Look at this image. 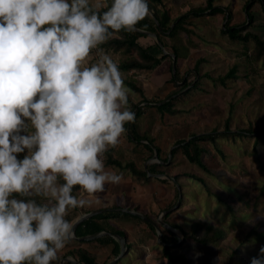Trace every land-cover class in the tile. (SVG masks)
Returning <instances> with one entry per match:
<instances>
[{
    "label": "clouds",
    "instance_id": "clouds-1",
    "mask_svg": "<svg viewBox=\"0 0 264 264\" xmlns=\"http://www.w3.org/2000/svg\"><path fill=\"white\" fill-rule=\"evenodd\" d=\"M148 15L147 0H0V264H52L74 236L69 210L91 203L74 188L122 180L102 157L135 113L99 46Z\"/></svg>",
    "mask_w": 264,
    "mask_h": 264
},
{
    "label": "rangeland",
    "instance_id": "rangeland-1",
    "mask_svg": "<svg viewBox=\"0 0 264 264\" xmlns=\"http://www.w3.org/2000/svg\"><path fill=\"white\" fill-rule=\"evenodd\" d=\"M246 1L218 0L215 4L227 7L232 15L231 24H236L242 23L245 18ZM252 9L255 14L253 24L246 23L243 26L264 36V6L257 1ZM226 20L224 13L214 24L207 25V19H198L192 25L193 33L189 35L191 37L196 33L193 27L197 33L200 31V34L193 37L196 40L195 46H199L192 49L187 68L179 71L180 75L189 74L192 83L173 94L178 112H160L156 104L160 100L164 101L168 95L163 94L162 90H156L152 92L153 97H145L152 105L141 103L144 112L142 111L137 120L142 131L140 132L159 143L161 158L169 154L168 162L162 166L167 170L164 175L182 174L178 179H170L180 187L181 195L178 198L176 196V203H172V210L167 212L171 213L169 220L178 223L185 230H189L195 221H200L221 227L225 231V237L221 241L206 246L191 238L185 240L179 228L170 224L164 225L178 236L179 241L173 247L187 255L188 264H251V259L258 256L260 248L264 247V240L256 237L245 240L250 229L264 231V135L257 138V133L252 132L243 136H221L216 140L217 144L207 140L197 141V145L204 149L203 159L209 170L191 162L181 152L172 155V150L180 139L188 141L194 133L223 131L228 117L232 130L264 125V62L250 57L254 46L252 41L234 42L229 35L222 32ZM99 52V49L92 51L91 56L94 58L91 62L99 57ZM202 55L205 60L200 63L197 75L195 63ZM234 64L238 65L239 75L236 79H228L226 84L214 82L205 76L206 73L223 74ZM179 77L181 79L182 76ZM197 78H200V82L196 86ZM127 88L130 90V97L133 89ZM128 106L130 109L129 104ZM124 127L126 131L117 144L123 149L121 154L127 155L134 150V140L127 124ZM26 154L27 150L18 154V159H23ZM154 161L158 162V159L155 158ZM108 169L107 172L121 174L116 167L111 166ZM184 172L202 176L211 193L202 182L184 175ZM116 190V184H106L105 190L99 196L101 201H115L119 198ZM124 193L122 196H125ZM164 211L153 213V216L139 212L148 215L161 226V220L167 214ZM72 216L74 212L69 211L66 219H73ZM149 232L151 233L150 229ZM148 242L138 249L131 250L129 247L117 264H178L171 263L163 256V242L159 241L157 234H151ZM59 256H63L62 250L58 252L57 257Z\"/></svg>",
    "mask_w": 264,
    "mask_h": 264
},
{
    "label": "trees",
    "instance_id": "trees-1",
    "mask_svg": "<svg viewBox=\"0 0 264 264\" xmlns=\"http://www.w3.org/2000/svg\"><path fill=\"white\" fill-rule=\"evenodd\" d=\"M105 1L107 2V6L110 7L112 0H105ZM215 1L216 0H206V2L202 5L191 7L187 13L182 14L178 17H173L172 10L169 7L166 0H147L149 5V11H151L152 13L149 12V15L146 16L136 25L134 31L121 30V32L117 33L118 35L112 36L101 46L106 47L108 49L112 48L115 51L121 50L126 54L135 51L134 56L127 57L122 61H120V63L118 64L119 68L126 70L131 68H137L140 70H149L154 68L157 64H159L165 57L171 56L170 53L164 52L163 48L167 47L164 41V36L166 35L173 36L178 32L192 34L193 33L192 25L194 24V19L197 16H200L205 12H207V14L210 15L223 12L226 14L227 20L222 28V32L229 35L232 41L234 42L244 41L248 43L252 41L254 43V46L250 53V57L253 60H262L264 62V36L254 29H251L249 27L245 28L243 26L246 23H249L250 25L253 24L255 14L252 9V6L257 1L262 3L264 6V0H247L245 3V10H246L245 18L242 21V23H236V24H231L232 15L227 9V7L215 5ZM105 10L106 8H101L99 11L102 14L103 11ZM174 22L175 25L172 27V24ZM144 29L151 30L153 33L156 34L158 41L155 42V46L160 48L161 51L160 56L152 52V47L150 45L149 47L148 46L145 47L139 42V38L145 34L143 32ZM159 42L162 45V47L160 46ZM172 50L177 56L176 50L174 48ZM204 60L205 57H199L196 60L194 69L197 75L199 74L200 63ZM237 67L238 65L234 64L232 67H230V69L227 72L223 74L211 75L210 73H206L205 76L210 77L214 82H219L220 84H226L228 79L231 78L236 79L238 77L239 74L237 73ZM178 75H179L178 70L176 69L175 73L173 74V79L177 89H175L171 93V95L167 97L164 101L160 100L156 104V107L160 112H164V111H170L171 113L178 112V109L175 107V103H174L175 98L172 95L192 83L189 74L185 78L182 76L181 79L178 77ZM200 78L199 79L197 78V83L195 84L196 86L199 84ZM177 81H181V83H178ZM128 85L136 89L137 91H140L141 93L143 92L142 88L137 86L134 82H129ZM142 101H146L147 103H149V105L153 104L150 103V100L145 98V96L143 97ZM134 108H135L134 122L126 123L127 126L129 127L131 136L133 140H135L139 144L143 143L142 141L143 139H147L148 143L146 144V146L151 150L152 155H154L155 153L158 154V158L161 159V162H156L153 165H148L145 168H140L132 160L122 162L120 159L112 158L111 156L107 155L105 164L106 165L112 164L119 167L128 168L132 172V174H134L139 180L148 181L151 178L149 174H154V173L165 174L167 172V170L165 168H162V166L164 165L165 162H168L169 154H167V157L161 158L160 155L161 148L159 146H156L154 144V140L152 138H149L147 134L141 133L138 130L136 124V118L141 114L142 108L137 103H133L132 109ZM252 132L257 133V138H259L261 135H264V125L257 128H252L251 126H249L238 130H232L230 128V117H228L226 119L225 128L223 131H218V132L212 131L201 134L194 133L193 136L188 141L186 139H180L179 141H177L176 146L173 148L172 155L181 152L191 162L196 163L199 167L205 170H209L206 162L203 159L204 149L197 145V141L207 140L209 142H213L217 144L216 140L221 136H228V137L243 136ZM218 149L219 151H222L220 147H218ZM183 174L189 175L202 182L206 186L207 190L211 193L210 188L207 186L206 180L202 176L187 172H184ZM181 175H182L181 173H176L172 177L178 179ZM162 180L169 181V178L164 177L162 178ZM79 191L80 188L77 186L76 188H74L73 194L75 193L77 194ZM176 196L177 198L179 196V189L177 186H176ZM171 206H173V204H171ZM78 214L80 213L79 212L76 213L74 218L77 217ZM128 215H132V214L125 212L121 209H107L105 212L95 214L93 216H90L82 220L75 228V236L81 237L85 235L96 234L105 230H109V232H111L112 234L118 233L126 236L125 230L121 228L118 227L112 229L106 228L104 224V220L120 217V216H128ZM170 216L171 213L165 214L163 216V220L167 224H170L175 228H179L182 231L185 240L191 238L202 245L208 246L211 244L218 243L225 237V231L221 227H215L212 224H205L200 221H195L189 230H185L181 228L178 223L171 222L169 220ZM146 222L151 231V234L156 235L157 234L156 226L151 221L147 220ZM160 229L162 230L161 240L163 242L162 245L163 256H165L168 260H170L171 263L188 264L187 255L183 252L176 251L173 247L174 246L173 244L179 241V238L176 235V233H174L168 228H165L164 225H161ZM251 237H256L259 240H264V231H257L256 229H250L245 236V240H249ZM73 240L74 239H71L68 242V244H70ZM95 240L100 241L102 244L113 242L115 244V249H114L115 257L121 251V245L119 241L115 237H113V235L107 234L103 236H98L95 237ZM80 243H82V241H80ZM128 246H130L129 243ZM68 255L72 256L75 260L79 261L80 264H100L96 259V255L83 246H76L75 248L68 249L62 257L64 258ZM62 257L60 256L57 257V259L53 261L52 264H78L71 260H65L62 263L61 262Z\"/></svg>",
    "mask_w": 264,
    "mask_h": 264
},
{
    "label": "crops",
    "instance_id": "crops-1",
    "mask_svg": "<svg viewBox=\"0 0 264 264\" xmlns=\"http://www.w3.org/2000/svg\"><path fill=\"white\" fill-rule=\"evenodd\" d=\"M104 1L105 0H103L102 2L107 5V3ZM166 1L172 10L173 17H178L182 14H185L190 10L191 7L202 5L206 2V0H166ZM217 1L218 0H216V2ZM215 5L223 6L221 4L220 5L215 4ZM149 12L152 13L151 11ZM223 14L224 13L221 12L214 15H210L207 14V12H205L204 14L197 16L194 19V24L195 21L198 19H203V20L207 19L208 20L207 25L210 23L214 24L216 23V20L221 19V16H223ZM193 28L196 33H194L193 36L191 37L189 34L184 32H178L173 36L170 35L164 36V41L167 46L166 48H163L164 52L170 53L171 56L165 57L154 68L149 70H140L137 68H131L126 70L120 68V71L122 72L125 80L126 87H131L128 85V83L134 82L137 86L141 87L143 90V92L141 93L140 91H137L136 89L131 87L133 89V93L129 97V103H128L130 105V110L132 109L133 103H137L138 105L141 106L142 105L141 103L146 102V101H142L144 96L147 98L153 97L152 96L153 91L162 90L163 94L168 95L169 97L171 93L176 89L175 82L173 79V74L175 73V70L177 69L179 74V71L186 69L191 59L190 54L193 53L192 49L193 48L197 49L199 46V45L195 46L196 40H194L193 37L200 34V31L197 33L195 27ZM143 32L145 34L139 38V42L145 47L146 46L149 47L150 45L152 47V52L160 56L161 55L160 48L155 46V42L158 41L156 34L148 29H144ZM115 35L118 34L116 33ZM160 46L162 47L161 44ZM173 48L176 50L177 56L172 50ZM99 49H102L104 54H108L118 64L123 59L135 55L134 54L135 51L126 54L121 50L115 51L112 48L108 49L101 45L99 46ZM172 53L175 54V57H173ZM202 57L204 56L202 55ZM93 58L94 56L93 57L90 56V62ZM95 61L96 59L93 62ZM179 76H183L185 78L186 74L183 75L179 74L178 77ZM177 82L181 83V81H177ZM134 110L135 108L132 109V112H134ZM143 112H141V114ZM138 117L136 118V124H138L137 121ZM137 128L139 131H141L138 125ZM142 141L143 143L138 145L139 143H137L134 140L132 145L134 147V150L131 154L130 153L127 155L121 154V150L123 149H120L119 148L120 145L117 144L115 148L112 147L109 148L108 156L110 155L112 158L120 159L122 162L132 160L140 168H145L148 165H153L154 163H156L154 161L156 157L151 154V150L146 146L148 140L143 139ZM154 142L156 143L155 144L156 146H159V143L156 142V140ZM122 155L123 157L124 156L125 157L122 158ZM157 159L158 162H161L160 158ZM111 166L120 169L123 177L120 183L116 184L117 190L115 193L116 196L118 194L119 198L115 199V201L113 202H111L110 200L101 201L99 196L102 194V192L96 193L94 197H90L88 196V194L84 193L82 189H80V191L77 194L75 193L74 195H76L78 198L88 199L91 201V203L83 208L70 209L69 210L70 212L71 211L74 212V216L78 212L80 214H78V216L75 218L74 216H72L73 219L70 218L69 221L70 222L72 221L71 224L73 225L76 219L83 213L98 209H105V211L107 209H121L125 212L131 213L132 215L120 216V217L104 220V224L108 229L118 227L125 230L127 243L130 244V246L128 247H131V250L133 248L138 249L140 248V246L149 243L148 239L149 236H151V233L149 232V227L146 222L147 220L133 213L132 210L142 211L148 215L153 216L154 215L153 213L156 212L158 213L160 211H164L168 208H171L172 207L171 204L174 203L176 200V185L172 180H170L171 178H173L172 176L171 177H167L165 175L156 176L154 173V174H149L151 177L150 180L143 181V180H139L134 174H132V172L128 168H123L112 164L110 165L105 164V170L106 171L109 170L108 168H111ZM164 177L169 178V181H163L162 178ZM123 193L125 194V196H122ZM135 215L138 217H136ZM107 234L113 235L111 232L109 233V230H105L102 234H99L98 236H103ZM98 236H94L89 239H81V238L73 237L72 239L74 240L70 244L67 243L65 248L62 249V255H64L65 252L70 248H75L76 246H83L96 255V259L100 264H106L110 262L115 258L114 256L115 244L113 242L102 244L100 241L95 240V237ZM116 239L119 241L121 245L120 240L118 238ZM80 241H82V243H80ZM66 257L70 258L69 255Z\"/></svg>",
    "mask_w": 264,
    "mask_h": 264
},
{
    "label": "water",
    "instance_id": "water-1",
    "mask_svg": "<svg viewBox=\"0 0 264 264\" xmlns=\"http://www.w3.org/2000/svg\"><path fill=\"white\" fill-rule=\"evenodd\" d=\"M157 21V20H156ZM175 25V22L172 24V27ZM172 55H173V57H175V54L174 53H172ZM154 156L156 157V158H158V154L157 153H155L154 154ZM155 175L156 176H162V175H164V174H162V173H155ZM167 177H171L170 175H167ZM179 187V186H178ZM181 195V189H180V187H179V196ZM179 202V201H178ZM178 204V203H177ZM176 204V205H177ZM175 205V206H176ZM172 208L173 207H171V208H168V209H166L164 212L165 213H167L168 211H171L172 210ZM129 210V209H128ZM103 211H105V209H98V210H94V211H89V212H86V213H83L82 215H80L77 219H76V221L73 223V232H74V236L73 237H75V238H81V239H89V238H91V237H94V236H98L99 234H102L104 231H101V232H99V233H96V234H90V235H85V236H81V237H77V236H75V228L77 227V225L82 221V220H84V219H86V218H88V217H90V216H93V215H95V214H98V213H101V212H103ZM132 212L133 213H135V214H137V215H139V216H141V217H143L144 219H146V220H148V221H151L155 226H156V228H157V235H158V239H159V241H161L162 242V240H161V235H162V231H161V229H160V226L159 225H157L156 224V222H154L148 215H145L144 213H142V212H139V211H133L132 210ZM161 224L162 225H167V223L165 222V221H163V220H161ZM107 233H108V231H107ZM110 233V232H109ZM114 235V237H117L119 240H120V242H121V245H122V247H121V251H120V253L113 259V260H111L110 262H108V263H106V264H117V262L119 261V259L126 253V252H128V245H127V237L126 236H124V235H121V234H118V233H115V234H113ZM65 260H71V261H73V262H75V263H78V264H80V262L79 261H77V260H75V259H73V258H68V257H64L63 259H62V263L65 261Z\"/></svg>",
    "mask_w": 264,
    "mask_h": 264
},
{
    "label": "built area",
    "instance_id": "built-area-1",
    "mask_svg": "<svg viewBox=\"0 0 264 264\" xmlns=\"http://www.w3.org/2000/svg\"><path fill=\"white\" fill-rule=\"evenodd\" d=\"M110 148V147H109ZM109 150V149H108ZM108 150L104 153V155H103V157H102V159L104 160V162H105V160H106V156H107V152H108Z\"/></svg>",
    "mask_w": 264,
    "mask_h": 264
},
{
    "label": "bare ground",
    "instance_id": "bare-ground-1",
    "mask_svg": "<svg viewBox=\"0 0 264 264\" xmlns=\"http://www.w3.org/2000/svg\"><path fill=\"white\" fill-rule=\"evenodd\" d=\"M181 88V87H180Z\"/></svg>",
    "mask_w": 264,
    "mask_h": 264
}]
</instances>
